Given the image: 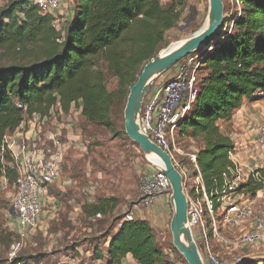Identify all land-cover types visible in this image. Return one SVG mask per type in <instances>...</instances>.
<instances>
[{
	"label": "trees",
	"instance_id": "1",
	"mask_svg": "<svg viewBox=\"0 0 264 264\" xmlns=\"http://www.w3.org/2000/svg\"><path fill=\"white\" fill-rule=\"evenodd\" d=\"M237 1L223 29L197 54L196 99L178 125L181 145L189 139L196 143V163L214 211L223 175L233 168L228 152L234 146L219 122H229L244 101L254 103L264 95V0ZM186 2L172 0L163 7L159 0H73L70 18L57 28V18L40 15L28 0H2L0 50L10 60L0 66V146L6 134L34 116L68 118L71 111H78L85 125L116 134L130 88L165 45L166 32L177 26ZM122 131L126 136L124 125ZM6 165L0 160L8 190L16 172ZM239 188L254 196L264 188V171L254 170ZM82 207L87 217L100 215L85 239L94 260L121 264L129 255L137 264H172L145 220L106 219L114 200L101 198ZM209 225L205 213L204 226ZM27 259L0 255V264H26Z\"/></svg>",
	"mask_w": 264,
	"mask_h": 264
},
{
	"label": "built area",
	"instance_id": "2",
	"mask_svg": "<svg viewBox=\"0 0 264 264\" xmlns=\"http://www.w3.org/2000/svg\"><path fill=\"white\" fill-rule=\"evenodd\" d=\"M28 1L32 6L37 7L40 15L57 18L60 0ZM230 2L238 6L237 0H230ZM57 24L56 20L55 25L58 28ZM197 58V55L187 57L162 75H169L167 80H156L153 83L143 101L138 126L142 134L168 154L173 166L182 176L188 201V223L192 233L198 230L197 236L202 246L200 255L204 264H224L212 250L209 234L217 244L226 248L234 244L243 247L254 246L257 242L264 244V216L254 210L257 200L264 194V188L256 191L254 196L239 188L248 180L253 171L243 172L241 170L233 148L228 152V159L233 168L223 175L225 184L221 188L218 208L215 211L212 209L196 163V155L181 145L180 140L184 138V134L178 129L179 123L191 110L196 99ZM261 100L264 102V95ZM53 119H55L53 115L47 118L34 116L32 120L27 121L32 122L33 129L24 128L27 122L22 123L17 129L21 128L20 132L27 131L29 136H24L23 139L18 137V144L4 136L0 146V159L3 161L8 158L10 165L13 164L18 171V177L11 186L9 216L16 218L15 228H18L19 241L13 243L9 254L10 259L19 253L22 247L21 240L27 236V232L35 231L39 226L42 211L50 203L47 189L53 185H59L62 178V165L69 148L61 141L58 124L56 126L49 122ZM70 126H72L71 122ZM49 128L53 131L50 136ZM46 130H48L47 133H45ZM256 132L255 145L264 157V115L260 119ZM148 161L151 162L149 159ZM151 165L153 172L143 176L140 180L139 197L133 206L134 211L152 207L158 201L165 199L168 201L170 198L171 188L166 176L154 167V163ZM228 174L230 176L227 178ZM6 185L4 184L3 190L6 189ZM205 213L208 214L210 220L208 228H205L203 224ZM99 217L100 215L96 216V218ZM122 220L135 219L132 212H128ZM249 224L252 230L240 235L235 242L222 234V230L232 232L245 228ZM246 257L250 256L241 255L228 264L245 263L244 258Z\"/></svg>",
	"mask_w": 264,
	"mask_h": 264
},
{
	"label": "rangeland",
	"instance_id": "3",
	"mask_svg": "<svg viewBox=\"0 0 264 264\" xmlns=\"http://www.w3.org/2000/svg\"><path fill=\"white\" fill-rule=\"evenodd\" d=\"M159 2L163 7H166L171 1L159 0ZM223 3L226 9V13L224 12L226 22L227 18L230 17V13L237 7V5L232 4L230 0H223ZM207 13L208 0H187L179 23L175 28L166 32L165 45L158 50L157 54L168 49L172 44L183 41L200 30L206 22ZM9 60V56L0 50V66L7 65ZM183 61L184 59L180 62ZM193 66H195V64H193ZM196 75L198 76V74ZM168 78L169 75L166 77L160 76L157 80L165 81ZM113 88L114 81H111L109 82L108 89L113 90ZM123 112L119 118L120 125H117L116 134L92 125H85L77 111H71L68 118L62 116L58 118L57 115H53L56 120H49L53 125L57 126L58 124L61 141L63 142V145L69 148V151L67 152L62 165L60 186L53 185L48 189L47 194L51 200L41 214L42 219L45 211L53 210V212H56L54 217L52 218V214H50L42 221L44 223L41 226L40 223L35 231H28L27 236L21 240L22 247L17 254V257L27 256L28 259L26 264H32L33 261L29 260H35L37 261V264L40 261L44 262V264H48L45 259L50 256L48 252L54 249V246L51 247V244L53 242H61L65 230L72 222L67 219L68 213L72 209L70 210L67 204H65V200L68 199L67 197L72 193L70 188L74 189L73 191L78 194H86L89 199L97 201L101 198L114 200L115 208L106 217L109 221L112 220V222H115L119 218L124 217L128 212H132L133 218L137 220H147L151 218V207L134 211L133 206L138 201L140 180L143 176L153 172V166L142 154L139 147L137 145H132L133 142L128 138L126 139V136L123 135ZM263 115L264 111L262 112L261 117ZM70 122L72 126H70ZM24 128L28 130L33 129L32 122H27ZM20 129L12 134H6L5 138L12 139L18 144V137L23 139L24 136H29L26 133L27 131L20 132ZM47 132L48 130L45 131V133ZM49 132L50 136L53 131L49 128ZM52 135H54V133ZM45 144H47L46 140ZM182 146L189 149V151L191 150V152H194L196 149V143H190L189 141L183 142ZM1 162L6 165L4 163L5 159L3 161L1 160ZM6 166L16 172L17 178L18 171L15 169V166L13 164L10 165L9 162ZM258 166L260 167L261 165ZM260 168L263 170L264 167ZM4 174L5 171L3 170L2 175H0V255L4 258L10 259L9 254L11 252V247L14 242L19 241V237L17 235L18 228H15L16 218H10L8 215L11 206L12 188L3 191V186L6 184ZM88 189H91L90 194L86 193ZM84 195L83 197H86ZM76 201L81 208V214L77 217L78 221L83 222V225H86L87 227L93 228V224L83 216L82 201L77 199ZM166 202L168 203L169 200ZM168 209V227L165 234L158 237V244L161 249L165 251L168 261L172 264H182L178 257L179 254L172 252L169 247L170 244L172 245L169 230L172 209L170 206H168ZM254 210L257 211V213L260 212L259 214L264 216V194L257 200ZM99 218L96 219L99 220ZM115 226H118L117 223ZM39 227L41 228L39 229ZM226 233L227 232L222 230V234L225 235ZM197 234L198 230L196 229L193 232V238L197 244L199 252H201L202 246L199 243L200 240ZM229 236V239L233 240L232 236ZM250 247L252 249H245L242 251L238 249L237 251H234L233 247H231L230 249L232 253L226 256V263H231L235 258L241 257V255H243L242 252L244 251H246V253L253 252L252 256H255L254 254H256L258 250L254 246ZM253 248H255L254 251H252ZM262 250L258 251V253L262 252L260 254H263L264 249ZM39 252L42 254H39ZM38 254L39 256L35 257V255ZM252 262L254 264H264V259H253Z\"/></svg>",
	"mask_w": 264,
	"mask_h": 264
},
{
	"label": "crops",
	"instance_id": "4",
	"mask_svg": "<svg viewBox=\"0 0 264 264\" xmlns=\"http://www.w3.org/2000/svg\"><path fill=\"white\" fill-rule=\"evenodd\" d=\"M73 0H60V17L57 16V22L61 23L68 20L71 16L73 7ZM166 77V76H162ZM264 111V102H249L244 101L241 107L234 112L229 122H219V126L221 130L229 137L232 141L234 149L237 154V161L241 167L243 172H250L256 169H261L260 167H264V157L257 150L255 145V140L257 136V127L259 125L261 114ZM190 143H195L192 140H188ZM258 165H261L260 167ZM70 182V181H69ZM66 184V182H65ZM60 186V184H59ZM52 187V186H51ZM50 189V187L48 188ZM47 189V190H48ZM74 189L70 188L72 193L70 194L68 199L65 200V204H67L68 208L71 210L68 213L67 219L72 221L69 224V227L65 230L63 238L61 242H53L51 247L54 246V249L50 252V256H48L45 261L48 264H102L101 261H96L91 256V249L86 245L85 239L89 237V234L96 229V217H87L85 214L83 216L93 224V228L87 227L83 225V222L78 221L77 217L81 214L80 205H78L77 200L82 201L83 204H96L97 200L89 199L86 194H78L73 191ZM48 192V191H47ZM83 193V192H82ZM86 193H91L88 189ZM88 194V195H89ZM86 196V197H83ZM50 198V197H49ZM51 200V199H50ZM62 203V202H61ZM63 204V203H62ZM58 205V204H57ZM168 206L170 203L165 200L158 201L153 207H151V218L145 220L150 227L152 228L153 234L155 235L156 240L158 241V237L160 235L165 234V231L168 227L167 219L169 214ZM57 211V210H56ZM56 212L53 210L45 211L42 219L40 221V226L44 223L42 222L45 218H47L50 214L53 218ZM77 221L75 222V220ZM41 227H39L40 229ZM252 230L251 224L247 225L245 228H241L238 230H234L232 232H227L225 234L226 238H230L229 235L232 236V242H235L237 238L243 233L250 232ZM211 248L214 253L218 256V258L224 263H226V256H228L231 252V247H233L234 251L252 249L251 247H243L237 245H231V247H223L220 244H217L209 234ZM254 247L261 251L264 249V244L261 242H257L254 244ZM107 243L103 245V249L106 250ZM252 251H254V249ZM256 250V251H257ZM256 252L255 256H252V253H246V251L242 252L246 257L244 259H264V253ZM263 251V250H262ZM248 252V251H247ZM255 253V252H254ZM39 254H42L39 252ZM38 254V255H39ZM37 256V255H35ZM32 264H37L36 261H33ZM38 264H44V262L40 261ZM121 264H137L131 256H126Z\"/></svg>",
	"mask_w": 264,
	"mask_h": 264
},
{
	"label": "water",
	"instance_id": "5",
	"mask_svg": "<svg viewBox=\"0 0 264 264\" xmlns=\"http://www.w3.org/2000/svg\"><path fill=\"white\" fill-rule=\"evenodd\" d=\"M225 24L222 0H208V13L203 27L180 42L176 47L160 52L147 62L134 85L130 88L124 107V132L126 137L137 145L142 154L148 158L154 155L160 165L154 167L167 178L171 195L169 198L172 217L169 224L171 243L186 264H204L188 223V201L184 192L183 179L173 166L168 154L153 144L147 136L139 131L138 118L143 101L150 92L153 83L172 69L183 59L196 56L206 43L216 37ZM252 259H245L250 262Z\"/></svg>",
	"mask_w": 264,
	"mask_h": 264
},
{
	"label": "bare ground",
	"instance_id": "6",
	"mask_svg": "<svg viewBox=\"0 0 264 264\" xmlns=\"http://www.w3.org/2000/svg\"><path fill=\"white\" fill-rule=\"evenodd\" d=\"M180 42H182V41H180ZM180 42L172 44L171 45L172 46L171 48L176 47ZM148 159L151 161V163H154V164L156 163V164L160 165L158 159L154 155L148 156Z\"/></svg>",
	"mask_w": 264,
	"mask_h": 264
}]
</instances>
